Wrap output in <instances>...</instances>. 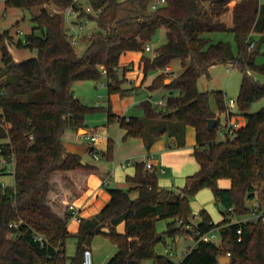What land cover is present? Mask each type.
<instances>
[{
	"label": "trees",
	"instance_id": "16d2710c",
	"mask_svg": "<svg viewBox=\"0 0 264 264\" xmlns=\"http://www.w3.org/2000/svg\"><path fill=\"white\" fill-rule=\"evenodd\" d=\"M89 1L92 11L80 0L5 1L6 6L30 10L34 24L17 41L9 29L0 31V148L3 158L16 159L15 184L6 193L0 190V264L53 260L66 264L69 237L77 239L72 262L81 264L83 250L97 234L116 245L104 264H221L220 256L228 251V264H264V222L229 221L231 216L248 212V199L257 195L264 201V105L249 112L252 103L264 97L260 78L264 63L256 60L264 45V2L236 0L231 9L232 0H166L156 9H148L150 0ZM51 4L70 7L79 19L93 18L105 28L88 35L80 54L62 13L52 10ZM34 7L39 10L34 12ZM230 9L231 25L222 19ZM161 26L166 28V41L149 55L145 45ZM217 31L232 32L238 51L229 41H213L208 34ZM250 40H255L254 47H249ZM12 43L37 53L17 60ZM127 50L143 51L146 74L165 68L175 58L181 59L183 69L174 76L157 73L148 84L151 91L169 90L162 105L147 98L139 103L143 114L118 115L109 104L107 122H118L126 130L124 139L142 138L147 151L161 137H174L178 146H184L187 127L193 126L196 143L192 154L198 168L183 186L171 188L159 183L156 168L136 162L134 172L127 175L131 185L109 187L111 198L106 205L95 216L82 218L79 231L71 233L68 216L62 217L47 203L51 178L56 171L98 169L82 162V155L68 151L62 137L68 128L86 127V114L99 106L88 105L71 90L77 80H99L103 75L109 94L133 90L134 86L123 85L129 67L120 63V57ZM217 62H232L243 70L238 111L232 113L244 115L246 122L226 138L218 136L221 117L217 114L227 108L224 90H202L198 85L202 76L210 77V66ZM211 117L217 118L212 129L208 128ZM113 148L114 140L108 139L105 154L109 158ZM65 179L72 183L67 175ZM220 179H229L230 186H220ZM203 188H211L221 206L223 219L219 222L206 208L200 210L197 223L191 221V197ZM159 219L168 220L162 232L157 228ZM122 221L126 223L123 233L116 228ZM240 226L242 239L238 240ZM213 228H217L222 246L199 238L200 232ZM14 230L19 235L11 236ZM34 231L45 234L48 242L35 241ZM188 233L194 234L196 243L180 262L157 250L167 236Z\"/></svg>",
	"mask_w": 264,
	"mask_h": 264
},
{
	"label": "rangeland",
	"instance_id": "374dc122",
	"mask_svg": "<svg viewBox=\"0 0 264 264\" xmlns=\"http://www.w3.org/2000/svg\"><path fill=\"white\" fill-rule=\"evenodd\" d=\"M82 1L84 7L86 8L90 3L89 0H80ZM236 0H232L230 2V8L232 9ZM264 2V0H261ZM52 10H59L63 15V24L68 29L70 25H72V20H77L75 27H71L72 30H77L79 28V23L83 25V28L80 30V37L75 44L77 51L82 54L87 46V37L89 34L97 31L104 30V26L100 24L97 20L93 18L82 17L77 19V13L73 11L70 7L62 8L51 4ZM150 9V6L147 7ZM231 9L222 15V19L227 23L231 22ZM92 11V10H91ZM96 13V12H94ZM33 21L31 20V11L28 9L20 8V7H12L6 6L5 0H0V30L9 29L11 34L14 36V40L24 39L26 34L31 32V28L33 25ZM123 29V27H121ZM30 30V31H29ZM26 32V33H25ZM212 37L213 41L224 40L229 41L233 44L235 51L237 52V45L235 43L234 35L230 31H217L208 34ZM166 41V28L164 26L159 27L155 33L152 35L148 44L152 47L151 50L146 51L147 54L152 55L155 52V49L160 46L162 43ZM12 52L17 60H23L25 58L35 56L37 51L32 50L28 47H21L15 43L11 44ZM257 62L264 63V45L261 47L259 54L256 58ZM1 63V59H0ZM173 68L167 72L168 75L174 76L179 74L183 69L181 59L175 58L172 61ZM230 70H227V68ZM156 71L158 73L163 72L164 68H159ZM156 74V73H155ZM154 71H150L148 74V79L146 83L152 80L155 76ZM171 76L167 77L166 81L169 82L171 80ZM243 78V70L234 65L232 62L222 63L217 62L210 66V77L202 76L199 79L198 85L202 90H213V89H222L225 92L226 103L229 104V100L231 98L236 100V103L231 106L232 111H238V103L237 98L241 86ZM260 78L264 81V76H260ZM124 86L128 87L127 79L123 83ZM75 89V88H73ZM76 90V89H75ZM169 90L166 88H160L154 91H150L146 85L136 88L135 91L131 90L129 93L121 94V99L126 97H130V95H134L137 98L135 104L131 106L129 114L141 115L144 110L139 105V103L148 98L150 94L151 100L154 102L159 101L160 99H164ZM76 96L81 97L84 102L88 105H95L96 101H99V106L86 114L85 121L86 127L88 128L89 134L79 135L77 138L66 139V144L70 145L72 142L75 145V149L80 150L82 157L85 161H88L92 164H96L102 170L113 169V166L116 167L114 175L117 180L120 182L127 181V175L132 174L134 172V164L139 158H141V154H136L129 156V154H124L123 149L119 148L123 142L127 141L121 136V128L118 122H107V106L109 105V93L107 89V84L105 81V75L99 80L86 79L83 86L78 88ZM122 101V100H121ZM121 106L123 105L120 102ZM264 105V97L254 101L249 109V112H254L259 110ZM229 108L227 107L225 112L217 113L221 117L220 129H223L224 122L227 118ZM240 116V120H243V117ZM102 127H106L109 132L108 135L111 136L114 140V148L112 157L109 158L106 152V139H99L95 142L97 146V154L96 158L93 156V153L88 150V146L92 145L91 135L94 134L92 129L97 128V132L100 131ZM220 129L218 130V136L221 138ZM83 130V129H82ZM95 131V132H96ZM130 138V137H129ZM128 138V139H129ZM161 140H159L160 142ZM195 143V131L193 126H190L188 130L187 136V145L180 149L183 153H186L188 156L187 161H185L178 172H171L170 168L167 167V173H162L159 169L157 170L159 183L166 187L177 188L183 186L185 184L187 174L193 173L198 168V163L195 158L191 154L193 152V146ZM118 151L120 152V156L118 157ZM157 156H159L157 154ZM143 160H148V156L145 154L142 156ZM130 160V161H128ZM127 161V167L122 165V162ZM130 162V163H129ZM2 163V158L0 155V164ZM4 181L8 187H12L15 183L14 174L11 172H6L4 174H0V182ZM221 180L219 184H221ZM126 184V183H125ZM118 186L112 185L111 187ZM121 186V185H119ZM128 185H122L121 187H127ZM258 193V191H256ZM251 203V199L247 200V204ZM191 208L194 217L192 218V223L197 221L199 217V212L202 208H206L212 215L213 220L215 222H219L223 219V215L221 213V206L218 205L215 201L214 192L211 188H203L199 190L195 195L191 197ZM246 214L243 215L245 217ZM167 220L159 219L157 222V228L159 231H164L166 229ZM195 240V236L193 233L188 234H177L175 237H166V241H160L157 244V249L160 250L161 254L167 255L170 259L176 261L177 263L183 258L185 251L189 248L193 241ZM91 246L93 249V259L94 264H104L103 260H106L115 252L114 243L105 235L97 234L91 241ZM66 254L68 260L77 254V241L75 237H69L66 243ZM103 262V263H102ZM145 264H151V261H146Z\"/></svg>",
	"mask_w": 264,
	"mask_h": 264
},
{
	"label": "crops",
	"instance_id": "0c3cea01",
	"mask_svg": "<svg viewBox=\"0 0 264 264\" xmlns=\"http://www.w3.org/2000/svg\"><path fill=\"white\" fill-rule=\"evenodd\" d=\"M33 10H34V12H37L39 10V7H34ZM77 19H79V18H77ZM76 21L77 20L71 21L72 25H70L68 27L69 32L71 31V27H73V28L75 27L74 25L77 23ZM79 24H81V23H79ZM228 24L229 25L232 24V19H231V22H229ZM32 27H33V25H32ZM10 48H11V46H10ZM11 51H12V48H11ZM146 51H149V50H146ZM146 51H145V53H146ZM142 55H143V51L127 50L124 53H122V55L120 57V63L122 65H128V67H129L128 70L126 71L125 77L127 79V83L129 84L128 87H130V86L135 87L133 89V91H135L136 88H140L144 85L148 86V84L151 82V81H149V83H146V80L148 79V74L150 72L148 74H146L144 71L143 62L141 61ZM0 59H1V51H0ZM0 64H2V59H1ZM170 67L173 68L172 63L170 64ZM173 70H174V68H173ZM153 71H154V74L158 73V71H156V70H153ZM84 82H85V80H77L74 83L73 87L76 89L75 95L77 94L78 88L82 87ZM151 96H152V94H150L148 98L151 99ZM77 97L80 98L84 102V100L81 97H79V96H77ZM108 99H109V104L111 106L112 111L118 115H124V114L130 115L129 111L131 109V106L133 104H135L137 101V98L134 95H130V97H126L124 99H121L120 93L109 94ZM120 102H122V104H123L122 106H121ZM95 105H99V101H96ZM241 116H243V115H241ZM245 122H246V118L243 117L242 123L244 124ZM120 128H121L120 134H121V136H124V134L126 133V130L122 127H120ZM189 128H190V126H188L187 130H186V144L184 146H178L177 140L174 137H161V138L157 139L154 142V144L151 146V149L149 151H147L142 138L130 137L129 139H127V141H125L121 145H119V148L124 150L123 155L129 154V156H132V155H136V154H141V158H139V160H137L136 162L143 161L146 163L147 161H150L153 163L154 168H156L157 170L159 169L161 171V168H164L165 171H163V172L161 171L162 173H167V167L170 168L172 173L178 172L179 169L181 168L182 164L185 161L188 162L187 158H188V156H190L186 153H183L180 150L187 145V136H188ZM82 129H84V130H81V128H79V129L68 128L64 132L62 139H63V143H64V145L68 151L75 152V153L82 155L80 153V150L75 149V145L72 142L70 143V145H67L66 141H65L66 139H73L75 137L77 138L79 135L81 136L83 134H89L90 135L87 127H84ZM194 131H195V128H194ZM94 133L97 135V139L92 140V145L88 146V148H89L88 150L93 148V150H90L93 153V156H95V153H98L96 150L97 146L95 145V142L97 140L106 139V146H108V139H113V138H111V136L108 135L109 132L107 131L106 127H102L100 129V131H98V132L96 131ZM159 140H161V141L159 142ZM195 143H196V132H195ZM106 149H107V147H106ZM118 153H119L118 154V157H119L121 154L119 151H118ZM145 154L148 156V160L142 159L143 158L142 156H144ZM157 154L159 156H157ZM0 155H1V158L3 159V154L1 152V148H0ZM84 161H85V159H84ZM128 161H130V160H128ZM136 162H135V164H136ZM135 164H134V167H135ZM126 167H127V165H126ZM115 169H116V167L113 166V169L111 168L109 170H102L98 166V169H96V170L77 169V170L68 171L65 174L62 173L61 171H56L53 173L52 178H51L50 190L48 192L47 203L50 205V207L55 212H57L62 217L68 216L67 228L71 233H77L79 231L80 221H78L75 217L71 216L70 208H69L70 203H74L78 207L81 218H91V217L95 216L106 205V203L110 200L111 195L109 192V187H111L112 185H118V186L119 185H121V186L122 185L130 186L131 185L128 181H126L125 182L126 184H125L124 182L122 183L119 180H117L115 178V175H114ZM4 173H6V172H4ZM191 174L192 173H190V172H189V174H187V176H186L187 180H188V176ZM65 175H67L71 179L72 183H69L65 179ZM220 180L222 183L219 185L222 187H229L231 184L229 179H220ZM104 181H106V184L104 183ZM186 181H185V183H186ZM199 220H200V215L197 218V221H199ZM197 221L195 223H197ZM167 222H168V220H167ZM166 227H167V224H166ZM116 228L121 233L125 232V229H126L125 221L120 222ZM104 230L108 231L109 230L108 226H105ZM195 243H196V239L193 241V244H191L189 246V248H191L193 245H195ZM90 247L92 249L91 245H90ZM115 248H116V245H115ZM189 248L185 251V253L189 250ZM92 251H93V249H92ZM115 251H116V249H115ZM158 251L160 252V250H158ZM185 253H184V255H185ZM111 256H109V258ZM109 258H107L106 260H103V262L105 263ZM66 264H73L72 257L69 260L67 258Z\"/></svg>",
	"mask_w": 264,
	"mask_h": 264
},
{
	"label": "built area",
	"instance_id": "2783aa9c",
	"mask_svg": "<svg viewBox=\"0 0 264 264\" xmlns=\"http://www.w3.org/2000/svg\"><path fill=\"white\" fill-rule=\"evenodd\" d=\"M166 0H150L149 2V6L151 9H156L158 6L162 5L163 3H165ZM88 10H92L91 5L89 4L87 6ZM96 12V11H95ZM97 13V12H96ZM83 28L82 24H79V28H77V30H72L71 29V42L73 44H76L80 35V30ZM250 38H248L249 40ZM256 44L255 40H250V44L249 47H254ZM145 49L146 50H151L152 47L147 43L145 45ZM171 67L170 65H167L164 68V71H170ZM227 70H230V68L228 67ZM105 71V69H104ZM158 104L162 105L163 104V99H160L159 101H157ZM236 103V100L231 98L229 100V104H227V107L229 108L228 113H227V118L223 124L224 128L220 129V133H221V138H226L229 135H233L235 133V131L241 127L243 125L242 120H240V116L241 114H236V113H232V107L234 104ZM91 139L95 140L97 139V135L94 133L91 135ZM95 157L97 158L98 155L97 153H95ZM128 164L127 161L122 162V165L125 167ZM146 168L148 169H153L154 165L152 162L147 161L145 163ZM15 166H16V159L14 157H12L11 159L7 160L5 158L2 159V163L0 164V174H3L4 172H11L14 173L15 172ZM161 171H165L164 168H161ZM104 183L106 184V181H104ZM8 186L6 185V183L4 181L0 182V190L2 193H6ZM249 209L248 212L246 213V216L243 217V215H234L231 216L229 221L230 222H248V223H256V222H264V201L259 198L257 195L251 199V203L248 205ZM70 213L72 217H75L78 221H81V216L78 210V207L74 204V203H70ZM232 209V208H231ZM10 226H13V223H10ZM16 226V225H15ZM242 230L243 228L240 226L237 229V239L241 240L242 239ZM19 231H12L10 232L11 236H17L19 235ZM199 238L206 240V241H213L215 242L217 245L222 246V238L219 235L217 228H213L209 231H205V232H200L199 234ZM33 239L39 243H41L42 245H45L48 242V238L46 237L45 234L41 233L40 231H34L33 232ZM231 252L228 251L227 255L230 256ZM45 264H61L56 260H53L51 262H47ZM81 264H94V259H93V251L91 249V247H87L83 250V254H82V259H81Z\"/></svg>",
	"mask_w": 264,
	"mask_h": 264
},
{
	"label": "water",
	"instance_id": "95a60500",
	"mask_svg": "<svg viewBox=\"0 0 264 264\" xmlns=\"http://www.w3.org/2000/svg\"><path fill=\"white\" fill-rule=\"evenodd\" d=\"M71 94H75V89L71 90ZM216 122H217L216 117L209 118L208 119V128H210V129L214 128L216 125ZM81 130H82V128H81ZM82 162L85 163L84 159H82ZM219 260H220L221 264H228L230 262V256L229 255H222V256H220Z\"/></svg>",
	"mask_w": 264,
	"mask_h": 264
}]
</instances>
